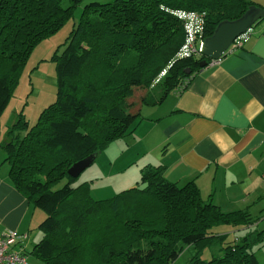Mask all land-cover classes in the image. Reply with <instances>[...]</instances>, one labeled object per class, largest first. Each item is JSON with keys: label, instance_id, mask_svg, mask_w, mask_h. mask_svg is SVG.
<instances>
[{"label": "trees", "instance_id": "1", "mask_svg": "<svg viewBox=\"0 0 264 264\" xmlns=\"http://www.w3.org/2000/svg\"><path fill=\"white\" fill-rule=\"evenodd\" d=\"M81 1L0 0V118L33 48L58 31ZM250 5L260 6L251 0L85 5L63 50L53 56L55 100L31 125L20 113L0 142L10 183L45 214L33 256L43 264H171L193 246L191 264H264L255 253L264 248V227H258L264 215L223 210L194 180L167 179L163 164L147 163L131 187L104 199L92 198L87 182L73 185L76 177L68 174L74 162L97 156L132 131L142 106L161 104L202 68L201 53L176 56L185 32L173 11L204 12L206 38ZM218 225L243 233L229 240L231 231L212 232ZM213 246L216 252L201 259Z\"/></svg>", "mask_w": 264, "mask_h": 264}, {"label": "crops", "instance_id": "2", "mask_svg": "<svg viewBox=\"0 0 264 264\" xmlns=\"http://www.w3.org/2000/svg\"><path fill=\"white\" fill-rule=\"evenodd\" d=\"M251 1L264 7V0ZM149 109L142 137L153 143L144 157L163 164L167 179L194 180L225 211L263 198L264 18L241 46L208 61L182 89ZM4 157L0 147V232L25 233L13 247L25 253L40 239L37 226L45 214L10 183Z\"/></svg>", "mask_w": 264, "mask_h": 264}, {"label": "rangeland", "instance_id": "3", "mask_svg": "<svg viewBox=\"0 0 264 264\" xmlns=\"http://www.w3.org/2000/svg\"><path fill=\"white\" fill-rule=\"evenodd\" d=\"M94 1L107 2L110 0H82L74 8L72 17L58 31L40 41L33 48L20 70L13 95L1 115L0 141L7 140L8 128L17 120L20 113L31 125L36 121L42 109L55 100L56 60L53 56L56 51L59 54L63 50V43L70 30L78 23L85 5ZM68 3L69 0H63L62 4L66 6ZM149 111V106H142L141 116L144 119H140L135 128L128 134L112 141L103 148L95 160L74 179L73 185L87 182L90 196L94 199L108 198L120 190L131 187L138 179L142 167L151 160L150 155L146 157L144 155L151 151L152 139L142 137L146 134V122L150 121L149 118H146ZM65 182L66 179L61 180L54 188L62 186ZM261 188L264 190V186ZM263 198L258 200L256 198L254 204L243 209H248L254 217L264 215ZM37 209L40 213H44L39 208ZM258 227H264V218L259 222ZM212 232H230L228 237L230 240L239 237L243 230H236L228 225H218L212 229ZM31 249L28 248L25 251L26 264H43L31 254ZM216 250L217 247L215 246L205 248L200 254V258L208 259ZM194 253V247L187 246L171 264H191ZM255 253L258 260L264 263V248L255 249Z\"/></svg>", "mask_w": 264, "mask_h": 264}, {"label": "built area", "instance_id": "4", "mask_svg": "<svg viewBox=\"0 0 264 264\" xmlns=\"http://www.w3.org/2000/svg\"><path fill=\"white\" fill-rule=\"evenodd\" d=\"M173 14L182 20L185 32L184 41L176 56L187 57L200 53V47L204 40L205 13L175 10ZM250 31L251 29H248L235 37L230 48L241 46L248 38ZM262 180L264 181V173L262 174ZM25 237V233H18L15 230L0 232V264H26L25 254L13 248Z\"/></svg>", "mask_w": 264, "mask_h": 264}, {"label": "water", "instance_id": "5", "mask_svg": "<svg viewBox=\"0 0 264 264\" xmlns=\"http://www.w3.org/2000/svg\"><path fill=\"white\" fill-rule=\"evenodd\" d=\"M262 18H264V8L258 5H250L238 18L220 21L213 33L204 38L201 44L200 53L205 58L199 62V66L204 67L208 60L221 58L229 50L235 37L251 29ZM95 158L96 154H91L74 162L69 167L68 174L77 177Z\"/></svg>", "mask_w": 264, "mask_h": 264}]
</instances>
